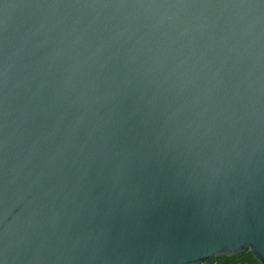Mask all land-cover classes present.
Masks as SVG:
<instances>
[{"label":"water","instance_id":"95a60500","mask_svg":"<svg viewBox=\"0 0 264 264\" xmlns=\"http://www.w3.org/2000/svg\"><path fill=\"white\" fill-rule=\"evenodd\" d=\"M264 264V0H0V264Z\"/></svg>","mask_w":264,"mask_h":264},{"label":"trees","instance_id":"16d2710c","mask_svg":"<svg viewBox=\"0 0 264 264\" xmlns=\"http://www.w3.org/2000/svg\"><path fill=\"white\" fill-rule=\"evenodd\" d=\"M202 264H263L251 249L236 254H218L208 257Z\"/></svg>","mask_w":264,"mask_h":264}]
</instances>
